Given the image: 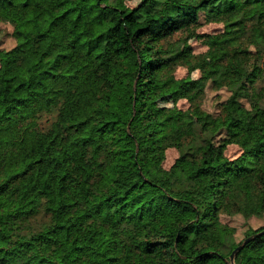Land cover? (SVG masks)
<instances>
[{
	"label": "trees",
	"instance_id": "trees-1",
	"mask_svg": "<svg viewBox=\"0 0 264 264\" xmlns=\"http://www.w3.org/2000/svg\"><path fill=\"white\" fill-rule=\"evenodd\" d=\"M130 1L0 0V264H231L264 229L221 220L264 215V0ZM201 20L221 31L182 59ZM174 85L197 119L158 105ZM234 264H264V233Z\"/></svg>",
	"mask_w": 264,
	"mask_h": 264
},
{
	"label": "rangeland",
	"instance_id": "rangeland-1",
	"mask_svg": "<svg viewBox=\"0 0 264 264\" xmlns=\"http://www.w3.org/2000/svg\"><path fill=\"white\" fill-rule=\"evenodd\" d=\"M138 0H132L128 4L130 6H135ZM202 19V16L200 15ZM180 22L185 23L184 18L180 14ZM201 25L194 28L193 33L188 38V33L186 32L185 25H183L182 32L175 33L171 38L168 39L170 43L182 42V59H189L192 56L203 55L207 49V42L214 38L222 28L219 23L208 22L205 23L201 20ZM12 27L8 23H0V47L4 49H9L13 45V40L11 38ZM185 40V41H184ZM184 41V42H183ZM199 70H193L188 73L187 66L184 64H179L174 71V76L176 79H181L186 76L190 78H198ZM207 85L205 97L201 103V109L210 114H216L218 111V103L223 101L228 93L223 89L219 91H214L210 89ZM160 106H177L183 110H188L197 119L199 117L198 112L190 106L187 100L183 97V87L172 86L168 91L167 95L158 102ZM254 125L257 128H264V121L257 117ZM227 156H235L238 153V147L235 145H230L225 151ZM178 162V152L175 148H169L166 151L165 159L163 162L164 168H169L170 166ZM221 220L235 229V237L237 241L242 239L244 231L250 227L256 229L264 225V215L262 217H250L248 219L243 218L241 215H221Z\"/></svg>",
	"mask_w": 264,
	"mask_h": 264
},
{
	"label": "water",
	"instance_id": "water-1",
	"mask_svg": "<svg viewBox=\"0 0 264 264\" xmlns=\"http://www.w3.org/2000/svg\"><path fill=\"white\" fill-rule=\"evenodd\" d=\"M264 233V229L260 232H257L253 235H250L248 237H245L242 242L231 252L230 256H229V260L231 262V264H234V259H235V256L237 255V253L239 252L240 249L243 248V246L245 244H247L248 242H250L251 240H253L255 237L257 236H260L261 234Z\"/></svg>",
	"mask_w": 264,
	"mask_h": 264
}]
</instances>
